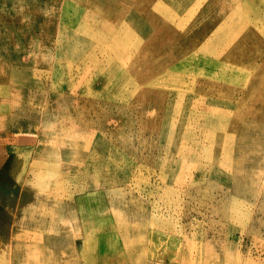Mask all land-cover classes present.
<instances>
[{
  "label": "rangeland",
  "instance_id": "rangeland-1",
  "mask_svg": "<svg viewBox=\"0 0 264 264\" xmlns=\"http://www.w3.org/2000/svg\"><path fill=\"white\" fill-rule=\"evenodd\" d=\"M79 191L127 264H264V0H0V264Z\"/></svg>",
  "mask_w": 264,
  "mask_h": 264
},
{
  "label": "bare ground",
  "instance_id": "bare-ground-1",
  "mask_svg": "<svg viewBox=\"0 0 264 264\" xmlns=\"http://www.w3.org/2000/svg\"><path fill=\"white\" fill-rule=\"evenodd\" d=\"M109 195V192L102 194L86 191L64 194L62 202L69 208L64 213L69 212L71 214L74 213V210L81 213L83 215L81 226L60 228L58 233L53 236L44 237L39 233L34 234L33 240L36 242L43 241V247L47 253V258L36 254L33 258L34 264H127L126 254H122V251L128 250L127 245L130 243L128 239L134 235L131 228L124 224L130 215H128L129 217L124 216L123 219L121 217L115 219L106 215L104 212L109 208V201L106 197ZM66 201L67 203H65ZM53 205L56 207L59 204ZM48 215L52 219L55 217L52 212H49ZM31 216L34 218V213ZM73 232L80 233L71 236L70 233ZM142 234L143 236H141ZM139 236L141 241L136 244L142 245L143 250L137 253L136 257L139 260H144L146 257L144 249H146L145 244L148 239L144 232H140ZM131 244L133 243L131 242ZM131 256L135 257L134 255Z\"/></svg>",
  "mask_w": 264,
  "mask_h": 264
}]
</instances>
